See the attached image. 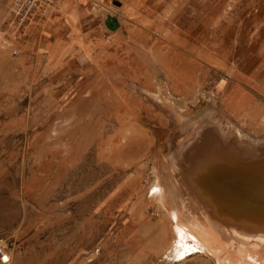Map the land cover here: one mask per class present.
<instances>
[{
	"label": "rangeland",
	"instance_id": "obj_1",
	"mask_svg": "<svg viewBox=\"0 0 264 264\" xmlns=\"http://www.w3.org/2000/svg\"><path fill=\"white\" fill-rule=\"evenodd\" d=\"M12 1L0 264H220L181 220L264 254V0H54L22 29Z\"/></svg>",
	"mask_w": 264,
	"mask_h": 264
},
{
	"label": "bare ground",
	"instance_id": "obj_2",
	"mask_svg": "<svg viewBox=\"0 0 264 264\" xmlns=\"http://www.w3.org/2000/svg\"><path fill=\"white\" fill-rule=\"evenodd\" d=\"M165 190H166V188L162 182H158L156 184L155 193H157V195L159 193L160 196L163 197L164 195H166L165 192H167V190L166 191ZM164 197H166V196H164ZM263 201L264 200L262 199V202ZM260 207H264V206L260 205ZM181 209H183V208L180 206V204H178L177 202L174 203V205L170 209V216L173 219H176V220L179 219L180 214H181L180 213ZM229 216H231V214L228 215V217ZM219 217H221V216H219ZM221 219H223V215H222ZM229 219H230V217H229ZM194 220H195V218H194ZM235 221L236 220H234V222ZM250 221L251 222L248 225H251V226L255 227L256 229L258 228V231H260V233H259L260 236H259L258 242H260V239L264 240V231H263L264 217L261 216L258 220L250 219ZM200 223L196 222V221L184 223L181 220V223H179L180 225L178 224L179 225L178 226V235H180L182 237V239H185V240L192 238L197 244L201 245L203 249L213 253L220 260V264H264V254H261V255L257 254L256 253L257 246L254 243H252L250 240L249 241L248 240H242L237 232H236V234H234V232H233V234L236 236V238H239L240 242L239 243L233 242L235 244L228 243V241L225 238H223V236L225 234L224 235L222 234L223 235L222 236L221 233H219L218 229L215 228L212 224H211V227H208L205 224L202 225ZM225 224L227 225L226 222H225ZM233 226H234V224H233ZM242 226H245V225L244 224L243 225L241 224V226L235 225L236 230L241 228ZM248 229L251 230V228H248ZM253 230L254 229L252 228V232H253ZM247 233L248 232H246V234ZM230 235H229V237L227 236L229 238V240L231 237ZM224 237H226V236H224ZM242 237H243V235H242ZM235 239H233V240H235ZM224 240H226L227 242H225ZM10 259L11 258H9V261H10Z\"/></svg>",
	"mask_w": 264,
	"mask_h": 264
},
{
	"label": "built area",
	"instance_id": "obj_3",
	"mask_svg": "<svg viewBox=\"0 0 264 264\" xmlns=\"http://www.w3.org/2000/svg\"><path fill=\"white\" fill-rule=\"evenodd\" d=\"M54 0H13L10 12L14 17V24L17 29H22L30 22L36 12L50 5ZM9 256L5 253L0 244V260L3 263L9 262Z\"/></svg>",
	"mask_w": 264,
	"mask_h": 264
},
{
	"label": "crops",
	"instance_id": "obj_4",
	"mask_svg": "<svg viewBox=\"0 0 264 264\" xmlns=\"http://www.w3.org/2000/svg\"><path fill=\"white\" fill-rule=\"evenodd\" d=\"M10 3H11V0H4V5H5L4 9L5 10L0 11V14H3V13H4V15L7 14V10L9 8Z\"/></svg>",
	"mask_w": 264,
	"mask_h": 264
},
{
	"label": "water",
	"instance_id": "obj_5",
	"mask_svg": "<svg viewBox=\"0 0 264 264\" xmlns=\"http://www.w3.org/2000/svg\"><path fill=\"white\" fill-rule=\"evenodd\" d=\"M254 201V200H253ZM253 201H250L246 206H248V205H250L251 204V202L253 203ZM228 203H233V202H228ZM234 203H236V202H234ZM239 204V203H238ZM241 205V204H240Z\"/></svg>",
	"mask_w": 264,
	"mask_h": 264
}]
</instances>
